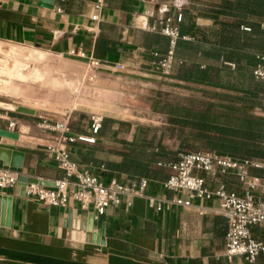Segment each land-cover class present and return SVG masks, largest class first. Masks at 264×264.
<instances>
[{"label":"crops","instance_id":"0c3cea01","mask_svg":"<svg viewBox=\"0 0 264 264\" xmlns=\"http://www.w3.org/2000/svg\"><path fill=\"white\" fill-rule=\"evenodd\" d=\"M98 1L55 0L50 8L41 0H0V42L60 61L49 70L56 74V98H0L36 111L0 107V129L18 134L3 137L0 143L29 156L28 167L19 168L22 175L50 182L65 177L52 150L59 132L45 125L67 117L73 135L96 139L64 144L72 161L108 184L112 179L136 180L105 165L119 161L120 152L128 151L131 143L155 133H197L191 126H180L182 109L197 115L209 106L211 120L220 114L229 119L239 116V74L241 64L246 65L240 57L261 53L248 43L264 41V33L258 37L255 29L264 24V0H104L96 10ZM94 14L98 19L92 18ZM167 16L180 26L183 39L170 74L162 76L154 61L155 53L164 55L169 48L158 25ZM91 59L101 63L94 77L88 71ZM207 71L213 73V81H201ZM95 118L101 119L96 134ZM165 143L172 145L174 140L166 138ZM180 154L137 178L149 181L144 196L123 195L98 219L93 207L85 209L72 198L66 205H51L22 195L21 183L0 188L11 198L3 203L0 215V264H264L261 257L251 263L242 256H226L229 223L218 197H191L188 191L165 187L170 164ZM5 166L0 161V167ZM194 173L211 190L224 183L231 192L246 193L233 171L217 176L202 170ZM251 173L264 176L263 169L251 168ZM149 197L163 208L150 206ZM176 199L191 204H177ZM252 234L264 241V223L252 227Z\"/></svg>","mask_w":264,"mask_h":264},{"label":"built area","instance_id":"2783aa9c","mask_svg":"<svg viewBox=\"0 0 264 264\" xmlns=\"http://www.w3.org/2000/svg\"><path fill=\"white\" fill-rule=\"evenodd\" d=\"M104 5V0H99L95 5L99 10ZM98 19V14L92 16ZM182 14H178V19ZM160 32L169 39V48L165 55L155 53L154 61L156 71L162 75L170 74L178 40L182 37L179 27L173 23V18L167 16L159 21ZM154 29L157 27L154 26ZM264 33V24L262 25ZM101 63L97 59L89 61V76L94 77ZM254 74L264 83V52L259 55V64ZM264 106V90L262 96ZM16 128V123L10 124ZM46 128L59 132L58 143L52 148L55 158L65 172V177L56 181L55 186H43L28 183L26 193L44 203L51 205H66L72 198L79 202L85 209L94 208L95 218L103 215L106 209L113 203H118L121 196H144L148 187V179L140 178L123 183L118 179H112L108 184L89 170H82L71 159L70 149L64 146L77 140L94 143L95 137L75 136L71 132L70 118L67 117L54 125L46 124ZM101 127V119L95 118L92 129L96 134ZM264 143V134H263ZM172 173L165 182V187L171 191L185 190L191 197L220 199L221 213L228 219V231L226 236V256L233 259L242 256L251 263L259 257L264 260V241L255 238L252 227L264 223V176L251 173V168L264 170V156L262 159H240L227 154H218L211 151L197 150L180 154L178 161L170 164ZM195 170L206 171L212 176L219 173L233 171L238 179L246 187L245 195H239L227 189L224 183L211 190L206 187L205 179L194 173ZM23 176L19 168L11 166L0 167V188L12 187L19 183ZM177 204L190 205V200L176 199ZM149 205L161 210L163 204L155 197H149Z\"/></svg>","mask_w":264,"mask_h":264},{"label":"trees","instance_id":"16d2710c","mask_svg":"<svg viewBox=\"0 0 264 264\" xmlns=\"http://www.w3.org/2000/svg\"><path fill=\"white\" fill-rule=\"evenodd\" d=\"M178 27L180 30V26ZM255 29L258 37L263 35L259 26ZM182 39L181 37L177 42L175 59ZM243 46L244 44L240 48ZM248 46L259 50L260 54L264 52V41L261 38L254 43H248ZM240 60L246 65L241 64L239 74L242 101L237 110L239 116L229 119L227 115L220 114L218 118L211 120L209 118L211 107L209 106L205 111L197 113L198 116L191 112H184L182 109V118L179 120L180 126H191L197 132L196 134L168 136L163 132L160 136L155 133L151 137H143L141 141L131 143V148L128 151H121L119 161H107L105 165L137 179L142 176L146 177L151 170H155L154 167L157 164L160 167L165 165L162 160L176 158L179 153H184L182 151L186 149L211 151L240 159H262L264 155V113L262 112L261 98L264 85L254 74L259 64V57L245 55L240 57ZM200 79L210 82L213 81L214 75L207 71V73L201 74ZM188 117H192V119ZM166 138L174 140V143L172 145L166 144ZM176 145H179L178 149H175Z\"/></svg>","mask_w":264,"mask_h":264},{"label":"rangeland","instance_id":"374dc122","mask_svg":"<svg viewBox=\"0 0 264 264\" xmlns=\"http://www.w3.org/2000/svg\"><path fill=\"white\" fill-rule=\"evenodd\" d=\"M59 64V60L29 47L0 42V98L18 101L28 100L25 97L29 95L56 98L54 84L56 74L49 70ZM160 110L163 108L161 107ZM166 123L167 121L162 124ZM162 124L149 125L167 129V126Z\"/></svg>","mask_w":264,"mask_h":264},{"label":"water","instance_id":"95a60500","mask_svg":"<svg viewBox=\"0 0 264 264\" xmlns=\"http://www.w3.org/2000/svg\"><path fill=\"white\" fill-rule=\"evenodd\" d=\"M42 1L46 2V3H42V4H45L44 6H47L50 8H52L55 3V0H41V2ZM0 107L8 109V110H17V111L31 113V114L36 113L34 109L23 107V106L17 107L15 104L7 103L1 100H0ZM3 137L17 138L18 134L10 130L0 129V142ZM0 161H2L7 166H11L14 168H23V167H28L29 156L27 153L23 151H20L16 148L0 143ZM19 183L23 185L22 195L26 193V185L28 183H34V184H40V185H46V186L56 185V182H50V181H46L43 179H39L37 177H29L25 175L20 177ZM5 200H8L9 203L11 202L10 197H7L0 193V215H1L3 203L5 202ZM8 213H10V206L8 208Z\"/></svg>","mask_w":264,"mask_h":264}]
</instances>
